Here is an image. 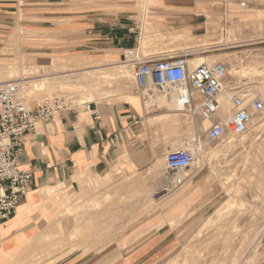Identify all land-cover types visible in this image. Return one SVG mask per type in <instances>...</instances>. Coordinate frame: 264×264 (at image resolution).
<instances>
[{
    "label": "rangeland",
    "instance_id": "obj_1",
    "mask_svg": "<svg viewBox=\"0 0 264 264\" xmlns=\"http://www.w3.org/2000/svg\"><path fill=\"white\" fill-rule=\"evenodd\" d=\"M244 2L239 8L227 0H19L0 49V85L20 79V94L30 105L57 95L80 104L140 93L132 65L119 66L127 65V48L140 56L175 54L194 63H223L228 75L227 95L219 96L221 109L227 106L222 118L232 112V91H240L245 104L263 100L259 111L248 107L250 121L242 134L204 139L196 165L181 174L184 180L193 174V185L202 188L193 206L187 205L188 192L173 186L164 159L133 176L118 168L114 177H88L69 201L71 223L60 227L66 231L48 242L49 250L88 256L90 264H264V0ZM54 4L101 12L109 31L117 32L110 44L114 61L76 64L61 55L40 66L37 55L25 54L29 41L66 39L50 27L67 25L68 10L57 19L39 14V8L49 11ZM149 108L152 115L164 112ZM178 114L190 127L183 136L193 134L190 116ZM160 122L172 136L174 124ZM208 125L203 122L201 130ZM181 137L170 138L168 150ZM147 223L153 228L141 231ZM160 227L167 238L140 249Z\"/></svg>",
    "mask_w": 264,
    "mask_h": 264
},
{
    "label": "crops",
    "instance_id": "obj_2",
    "mask_svg": "<svg viewBox=\"0 0 264 264\" xmlns=\"http://www.w3.org/2000/svg\"><path fill=\"white\" fill-rule=\"evenodd\" d=\"M18 6L19 0H0V49ZM58 6L52 5L49 11L39 8L43 10L39 14L57 19L68 10L67 25L50 27L55 28L51 32L61 33L60 38L66 39L29 41L24 46L25 54L37 55L40 66L61 55L71 56L76 64L113 62L116 52L110 44L117 32L109 31L101 12L82 6ZM139 92H127L116 100L91 101L88 109L76 108L50 122H41L23 136L17 161L20 169L32 174V183L15 212L0 221V264H90L88 256L47 247L60 230L66 231L60 227L71 223L69 201L79 192L83 180L114 177L118 168L129 176L147 172L170 151V138L190 130L178 117V112L188 114L178 109L173 96L160 95L156 88ZM150 106L164 108V112L152 115ZM162 120L174 124L172 136ZM198 123H192L193 130ZM188 136L173 146L178 148ZM194 178L191 174L180 186L182 194L188 192L185 198L191 206L202 192L200 185H193ZM145 225L141 231L153 228L154 223ZM166 233L160 227L157 235L146 237L140 249H152L167 238Z\"/></svg>",
    "mask_w": 264,
    "mask_h": 264
},
{
    "label": "built area",
    "instance_id": "obj_3",
    "mask_svg": "<svg viewBox=\"0 0 264 264\" xmlns=\"http://www.w3.org/2000/svg\"><path fill=\"white\" fill-rule=\"evenodd\" d=\"M239 8L244 0H227ZM135 48L124 49V63L132 64L133 79L138 91L156 88L165 96H173L178 109L198 123L193 134L183 139L178 148L168 151L165 169L174 187L184 183L182 173L194 167L204 139L218 140L224 136H238L249 121L248 107L259 111L263 107L260 97L245 104L240 91L229 95L231 114L219 116L220 94L224 91L226 67L211 60L191 66L185 55L169 54L160 57L140 56ZM89 103H76L66 95H57L35 105H30L20 94L16 83L0 85V221L9 218L29 191L32 174L22 170L17 154L23 145V136L33 131L41 122H50L76 108L88 109ZM200 122H208L204 131Z\"/></svg>",
    "mask_w": 264,
    "mask_h": 264
},
{
    "label": "bare ground",
    "instance_id": "obj_4",
    "mask_svg": "<svg viewBox=\"0 0 264 264\" xmlns=\"http://www.w3.org/2000/svg\"><path fill=\"white\" fill-rule=\"evenodd\" d=\"M197 59V58H196ZM205 61H207V60H204L203 62H205ZM188 62H189V64L191 65V66H195V65H197V64H199V63H201V62H199V63H194L195 61H193V62H191V59H189L188 60ZM128 65H132V64H127V65H125V64H123V63H121L119 66H121L122 68H125L126 66H128ZM124 72H126V70L124 69ZM228 75V73H226V76ZM21 80H23V78H21ZM6 82H10V83H16L20 88H22L21 86H22V84H23V81H20V79L19 80H5L4 82H2V83H6ZM29 82V81H28ZM27 83V82H26ZM29 84V83H28ZM36 85H37V83H36ZM28 87V86H27ZM25 91V90H24ZM223 93H225L226 95H227V92H226V89L224 88V91H223ZM160 95H161V93H160ZM221 95V94H220ZM67 96V95H66ZM229 101V100H228ZM224 102V101H223ZM227 102V101H226ZM225 102V103H226ZM230 105V104H229ZM228 105V106H229ZM221 112H223V114H226L227 113V106L225 105L224 106V109L222 110L221 109ZM219 115H220V112H219ZM228 116V115H227ZM200 151L202 152V149H200Z\"/></svg>",
    "mask_w": 264,
    "mask_h": 264
}]
</instances>
